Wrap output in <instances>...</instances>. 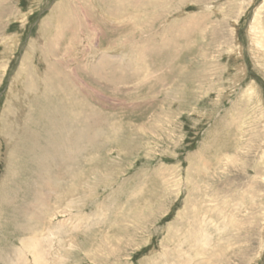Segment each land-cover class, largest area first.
Instances as JSON below:
<instances>
[{"label":"rangeland","instance_id":"obj_1","mask_svg":"<svg viewBox=\"0 0 264 264\" xmlns=\"http://www.w3.org/2000/svg\"><path fill=\"white\" fill-rule=\"evenodd\" d=\"M0 264H264V0H0Z\"/></svg>","mask_w":264,"mask_h":264},{"label":"bare ground","instance_id":"obj_2","mask_svg":"<svg viewBox=\"0 0 264 264\" xmlns=\"http://www.w3.org/2000/svg\"><path fill=\"white\" fill-rule=\"evenodd\" d=\"M24 245V244H23Z\"/></svg>","mask_w":264,"mask_h":264}]
</instances>
